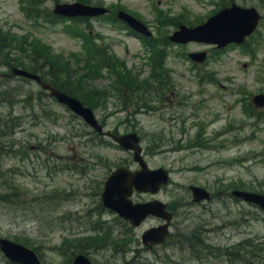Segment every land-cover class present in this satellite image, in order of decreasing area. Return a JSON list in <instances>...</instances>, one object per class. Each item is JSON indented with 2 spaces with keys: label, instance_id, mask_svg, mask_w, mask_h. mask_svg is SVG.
<instances>
[{
  "label": "rangeland",
  "instance_id": "1",
  "mask_svg": "<svg viewBox=\"0 0 264 264\" xmlns=\"http://www.w3.org/2000/svg\"><path fill=\"white\" fill-rule=\"evenodd\" d=\"M74 1L77 0H34L39 18L30 19L25 14L26 8L31 16H35L36 10H30L29 0H0V39L6 36L7 40L20 42L27 48L22 52L27 53L26 58H36L38 63L43 58L48 59V64L63 68L62 75L69 74V80L84 81L88 78L82 85L99 90L91 96L96 100L93 102L96 106L101 105L95 109V114L106 123V129L120 133L136 131L142 137L141 145L149 167H165L171 171L172 182L157 195L158 199L176 205L184 200L188 203L191 200L186 192L189 185L205 187L214 195L211 202L183 208L187 219L182 221L181 217H177L175 226L205 230L202 223L206 220L205 223L213 227L208 234L213 245L222 246L249 237L262 245L264 257L262 211L251 204L236 201L228 194L233 189L264 194V122L246 115L240 103L235 101L242 97L250 100L253 95L264 91V0H87L96 6L106 7L108 13L86 20H46L56 3ZM225 2L254 7L261 14L256 30L245 43L246 47L231 45L219 50L197 42L182 46L169 43L160 53L157 52L162 39L175 30V21L183 20L190 25L204 22ZM120 9L145 23L151 36L139 37L119 21L116 12ZM151 43L155 46H151ZM99 46L101 55L105 52L104 55L110 57L111 71L104 68L101 78L99 74L91 78V75L84 73L85 69L75 72L76 66L87 57V50L95 51ZM176 50L180 51L178 57L173 56ZM200 51H207L203 62L193 63L187 59V53ZM0 57L3 58L2 54ZM1 58L0 68H3ZM151 59L160 62L157 69H164L163 75L167 73L166 69H170V80L176 85L181 106L175 105L169 109L164 104L165 100L157 99L150 103L151 95L166 93L160 80L149 75L153 70ZM114 79H119L122 84L146 80L148 84L145 89L148 90L138 100L134 98L137 96L135 93L118 91ZM214 83L217 84L214 86ZM25 91L22 92L25 97H21L23 100L16 103L14 109L9 104L15 102L19 93L8 89L2 94L7 99L0 103V117L9 112L12 116L23 117V120L13 131L12 137L1 136L0 140L7 144L10 143L7 139L14 140L16 143L11 151L24 150L33 157L29 162L11 158V165L21 166L22 170L25 168L27 171L26 175L19 173L18 181L29 190H36L33 196L28 195L27 199L24 197L22 200L23 210H30L26 206H36L34 214L29 212L33 218L40 219L44 212L55 210L58 213H81L95 204L98 196L94 192L118 164L138 168L130 152L115 146H97L94 137L88 136L89 139L84 140L82 136L81 140L78 139L76 135L90 131L81 119L72 117L66 108L50 101V104L42 105V109L33 108L36 88L26 87ZM104 95L107 97L106 105ZM38 104L42 103L39 101ZM28 107L33 109L29 110ZM53 109L57 112H53ZM45 110L57 116L49 115L45 117V123L42 121L39 124L35 117L43 118ZM176 112L183 114L184 123L167 119V115H176ZM68 132L73 134L68 150L72 152L73 162L84 168L83 172L58 171L48 174L35 169L32 163L42 166L41 160L46 154L38 143H43L49 137L59 139ZM52 144L55 150L52 152L48 149L49 156L57 153V156L61 154L66 157L65 142L52 141ZM38 154L39 160L35 159ZM9 155L14 156L11 152ZM242 156L244 160L241 163L232 162ZM5 158L6 154L0 156L4 167L9 163ZM88 161L89 168L86 165ZM43 191H47L55 201L46 202ZM139 197L136 194L134 199L140 200ZM46 208L54 210H44ZM19 210L11 204L0 203V237L27 246H38L45 264H65V257L51 249L61 238L58 231L50 228L56 217H51L55 220H49L50 225L43 220L36 223L29 218V214L23 215ZM152 222L148 220L138 229L137 235ZM220 223H227L228 226L221 229L216 227ZM134 247L139 246L134 244ZM169 253L177 263L197 264L192 262L191 254L178 251ZM109 254V251H101V248L90 252L100 263L102 257ZM0 264H4L1 253Z\"/></svg>",
  "mask_w": 264,
  "mask_h": 264
},
{
  "label": "water",
  "instance_id": "2",
  "mask_svg": "<svg viewBox=\"0 0 264 264\" xmlns=\"http://www.w3.org/2000/svg\"><path fill=\"white\" fill-rule=\"evenodd\" d=\"M55 11L69 15H88L100 13L103 10L100 8L82 6L79 4H64L58 5ZM221 14H225V17L218 19L220 17L218 15L219 17L216 16L212 18L206 25L207 27L209 26L207 29H211L209 33L211 34L209 35L211 38L206 39L209 42H217L219 43V45H224L229 41L240 42L243 40L244 35L251 32L254 26L255 17L253 15V12L250 13L251 21L254 19V22L252 23L248 18V12L235 6H233L230 10L222 12ZM122 16L127 20L131 19L130 17H127L124 14H122ZM16 71L21 72L19 70ZM21 73L36 77L39 80V78L35 75H31L23 71ZM40 83L45 88L50 89L51 94L55 95L59 101L65 102L75 113L85 118V120L92 124L96 129H100L89 108H84L82 104L74 98L66 96L63 93L57 92L55 89L49 87L48 85H45L41 81ZM128 137L130 141L127 140V137H122L119 140L120 143L127 148H133L135 150V159L141 161L139 155L140 148L136 145L134 138H130V136ZM141 165L142 170L136 172L135 174H132L131 172L122 168L113 172V174L108 178L105 184V191L102 194L103 202L105 205L111 206L119 210V212L124 216H134L135 219L132 218V220H134L135 222H139V220L143 218V212H145L146 210L139 211V208H135V206L130 205L126 197L130 193L131 188L136 187L139 189L153 190L154 188H156L155 183L157 185L161 182H166L165 171H150L146 168L145 163L141 162ZM194 194L197 199H200L205 196V193L198 188H194ZM234 194L241 196L242 198L251 202L257 203L264 209V195L244 191H236L234 192ZM160 209L161 206H154L153 208H151L150 212L165 216L167 218L170 217V214L163 213ZM161 228L152 229L146 232L144 234V238L153 242L160 240L164 235V232L161 231ZM0 248L13 261L21 262L24 264H39L36 255L31 250L19 244H15L6 239H0ZM74 264H90V262L84 256H77L74 260Z\"/></svg>",
  "mask_w": 264,
  "mask_h": 264
},
{
  "label": "trees",
  "instance_id": "3",
  "mask_svg": "<svg viewBox=\"0 0 264 264\" xmlns=\"http://www.w3.org/2000/svg\"><path fill=\"white\" fill-rule=\"evenodd\" d=\"M2 42H6V39H4ZM2 46V43H0V47ZM50 70H52V68H50ZM51 75H53V76H55L53 73L51 74ZM77 88H78V85L77 84H75L74 83V87H72V89H71V91H68V93H70V94H73V95H75V94H78L77 93ZM83 101L85 102V103H87L88 101L87 100H85L84 98H83ZM9 185H13V188H11V192L9 193V194H11L12 196H9L8 195V193H2V191L3 190H0V202H4V201H6V200H17L18 198H20V196H19V194L17 193V191H16V189H15V185H14V183H9ZM8 185V186H9ZM68 240H66L60 247H59V251L62 253V254H65L66 252H67V250H69L70 249V247H71V245H68ZM237 245H238V247H243V248H245V247H248V246H251L250 245V243L246 240V239H242L241 241H238V243H237ZM77 251H81V250H76V249H74V250H72V251H70V253H71V255L72 254H75ZM248 252V251H247ZM71 260V258L69 257L68 258V262Z\"/></svg>",
  "mask_w": 264,
  "mask_h": 264
}]
</instances>
